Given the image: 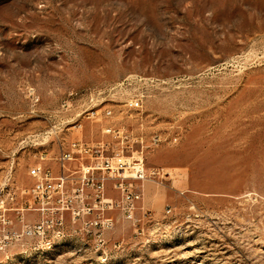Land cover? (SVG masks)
I'll list each match as a JSON object with an SVG mask.
<instances>
[{
  "label": "rangeland",
  "instance_id": "374dc122",
  "mask_svg": "<svg viewBox=\"0 0 264 264\" xmlns=\"http://www.w3.org/2000/svg\"><path fill=\"white\" fill-rule=\"evenodd\" d=\"M106 108L138 198L113 176L111 229L68 221L52 255L0 264H264V0H0V187L106 137Z\"/></svg>",
  "mask_w": 264,
  "mask_h": 264
},
{
  "label": "built area",
  "instance_id": "2783aa9c",
  "mask_svg": "<svg viewBox=\"0 0 264 264\" xmlns=\"http://www.w3.org/2000/svg\"><path fill=\"white\" fill-rule=\"evenodd\" d=\"M125 106L139 109L142 98H131ZM97 112L94 110L88 115ZM101 118L107 121L102 128L106 137L59 139L55 156L42 155L30 165L31 184L0 187V251L13 244L29 248L49 244L54 237L68 234V221L101 231L111 229L113 219L105 213L113 209V197L106 195V184L113 176L120 178L118 188L133 205L138 195L126 187L124 179L146 176L142 157L130 160L115 152L113 136L121 138L126 129L113 125L111 108L104 109ZM28 214L35 215L36 219L29 220Z\"/></svg>",
  "mask_w": 264,
  "mask_h": 264
},
{
  "label": "bare ground",
  "instance_id": "6f19581e",
  "mask_svg": "<svg viewBox=\"0 0 264 264\" xmlns=\"http://www.w3.org/2000/svg\"><path fill=\"white\" fill-rule=\"evenodd\" d=\"M67 234L64 236H57L54 237L53 240H51V242L49 244H44L41 246H38L37 248H29L30 253H36L37 256L38 255H52V253L55 251L56 247L60 244H62L63 240H65L67 238ZM23 252V251H22ZM21 252V253H22ZM45 259V258H44Z\"/></svg>",
  "mask_w": 264,
  "mask_h": 264
}]
</instances>
